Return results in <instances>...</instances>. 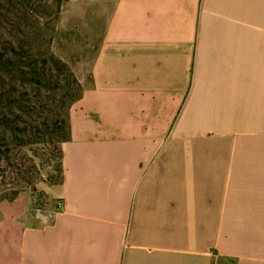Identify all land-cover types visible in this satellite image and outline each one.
Here are the masks:
<instances>
[{
	"label": "crops",
	"instance_id": "0c3cea01",
	"mask_svg": "<svg viewBox=\"0 0 264 264\" xmlns=\"http://www.w3.org/2000/svg\"><path fill=\"white\" fill-rule=\"evenodd\" d=\"M98 6L65 213L1 207L0 264H264V0Z\"/></svg>",
	"mask_w": 264,
	"mask_h": 264
},
{
	"label": "rangeland",
	"instance_id": "374dc122",
	"mask_svg": "<svg viewBox=\"0 0 264 264\" xmlns=\"http://www.w3.org/2000/svg\"><path fill=\"white\" fill-rule=\"evenodd\" d=\"M99 8L98 0H0V208L40 200L39 188L61 178Z\"/></svg>",
	"mask_w": 264,
	"mask_h": 264
},
{
	"label": "built area",
	"instance_id": "2783aa9c",
	"mask_svg": "<svg viewBox=\"0 0 264 264\" xmlns=\"http://www.w3.org/2000/svg\"><path fill=\"white\" fill-rule=\"evenodd\" d=\"M65 203L62 199L36 200L31 206V217L44 227L53 225L57 218L65 213Z\"/></svg>",
	"mask_w": 264,
	"mask_h": 264
}]
</instances>
